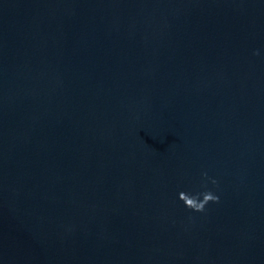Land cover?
Instances as JSON below:
<instances>
[{"label":"water","instance_id":"1","mask_svg":"<svg viewBox=\"0 0 264 264\" xmlns=\"http://www.w3.org/2000/svg\"><path fill=\"white\" fill-rule=\"evenodd\" d=\"M0 264H264V0H0Z\"/></svg>","mask_w":264,"mask_h":264},{"label":"clouds","instance_id":"2","mask_svg":"<svg viewBox=\"0 0 264 264\" xmlns=\"http://www.w3.org/2000/svg\"><path fill=\"white\" fill-rule=\"evenodd\" d=\"M259 50H254L253 55H259ZM204 177H207V173H202L201 174ZM211 183L215 185L217 182L212 179ZM206 188V186H205ZM178 198L183 201L185 207L196 211V212H201L205 209V205L208 204L209 202H218L219 197L215 195L212 191L210 190H205L202 192H198L195 194L191 193H186L184 191H180L178 193Z\"/></svg>","mask_w":264,"mask_h":264}]
</instances>
